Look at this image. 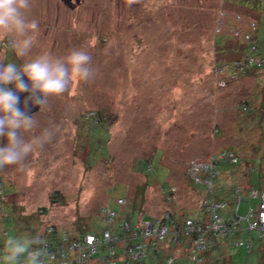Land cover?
I'll list each match as a JSON object with an SVG mask.
<instances>
[{
	"label": "rangeland",
	"instance_id": "374dc122",
	"mask_svg": "<svg viewBox=\"0 0 264 264\" xmlns=\"http://www.w3.org/2000/svg\"><path fill=\"white\" fill-rule=\"evenodd\" d=\"M72 4L30 0L27 15L39 22V30L33 34L29 57H16L8 38L0 36V62L20 64L42 54L63 58L84 50L93 70L87 81H73L65 93L47 97L32 115L35 125L24 138L50 130L51 139L29 154L23 167H0V192L8 193L4 199L16 209L11 216L47 209L45 215L39 214L43 226L68 233L83 227L98 236L108 225L100 214L106 206L132 223L155 220L167 210L199 219L205 187L193 189L188 164L208 163L224 148L239 149L243 158L255 154L260 137L256 121L240 122L233 105L249 95L259 97L263 81L252 75L228 86L212 68L215 60L234 58L231 48L240 45L236 29L244 24L251 32L259 25L262 35L257 40L264 50V0H72ZM238 14L241 21L226 24ZM214 33L228 36L221 48L213 44ZM95 117L98 126L92 125ZM5 144L0 137V146ZM230 170L221 164L215 184V196L226 201L228 209L235 201ZM144 183L139 215L116 204L120 197L131 201ZM164 185L175 189L171 202L163 194ZM248 205L242 202L240 213ZM9 227L8 238H23ZM253 236L250 254L228 248L233 264H258L259 242L255 232ZM2 240L0 233V244ZM165 243L167 239L161 245ZM182 251L178 247L175 255L182 258Z\"/></svg>",
	"mask_w": 264,
	"mask_h": 264
},
{
	"label": "trees",
	"instance_id": "16d2710c",
	"mask_svg": "<svg viewBox=\"0 0 264 264\" xmlns=\"http://www.w3.org/2000/svg\"><path fill=\"white\" fill-rule=\"evenodd\" d=\"M225 3V1L223 2ZM228 5L229 3H225ZM232 7L236 8V5L230 4ZM220 11V10H219ZM218 11V12H219ZM247 12V10H246ZM248 12H252L253 10H248ZM223 14V12H219V15ZM225 14V13H224ZM223 14V15H224ZM227 17L225 18V20ZM231 20V21H230ZM237 20L241 21L240 15H236V17H233L231 19H227L226 24H232V21L238 22ZM217 23V22H216ZM219 23H224L220 21ZM240 26H242L243 22H239ZM245 23V22H244ZM249 25V23H248ZM257 24V29L255 32H251L248 29H245L246 25L244 24L243 29L237 28L235 31L238 33L237 41L240 43L238 47L231 48L232 52L234 51L235 55L234 58L231 59H221V60H215L213 62V68L212 72L214 75L218 77L219 81H224L229 86V84L234 81L236 82L240 78H245L248 76H259L258 78H261L259 87V97L256 96L258 99V102L256 103L255 97H252L251 95L247 96L248 99L241 100L238 104L236 103L233 105V108L235 109L234 114L236 118L239 119L240 122L244 123L248 119L255 120V128L257 131H259L260 137L257 140V144L255 147V154L252 155V157H240L239 149H236L234 147L232 148H224L222 150V153L219 155L220 157L216 158L218 162L216 163V170L217 174L213 178L212 187L208 188L207 185L203 183H194L193 179H191L188 174L187 176L189 183L193 187V189L196 186H204L205 189L202 190L203 196L201 197L199 205L202 207V216L197 219L192 218L186 214V212L177 213L176 211L171 210V217L172 221L175 224L176 227H182L185 224L186 220H191L196 225L204 228L209 222L211 218L210 210L205 208L206 205H202L203 201L208 202H215V203H223L222 208L215 209V214L220 218L221 222L223 224H227V231L225 234H221L219 232H211V233H205L204 234V249L199 252L198 254H192V242L194 238H196L197 233H194L193 235H190V238H182L180 237L178 240V243H175L172 241L171 236L166 237L167 243L164 245H168L167 248L164 247V245H161L163 243L160 242L159 247L157 249H151L149 246L146 248V254L144 257L139 258L137 260L129 261L130 264H166V260L169 257H174V264H197L192 261V257L196 256L197 259L200 260L201 264H233V259L230 253L228 252V248L234 247L239 248L243 251H245L247 254H250L254 249V236L253 233H256V240L259 242L258 251H259V261L258 264H264V237L258 231L257 229H250L249 228V222H253L256 220V217L254 216L257 214L259 210V205L261 202V194L264 193V64L263 65H255V66H248V62L250 58H253L255 61L258 59H264V50L260 48L261 44L258 42V37L260 38L259 28ZM222 27V26H220ZM264 30V29H263ZM234 31V32H235ZM264 33V32H263ZM212 37L213 38V44L221 48L222 45L225 43V41L228 39L227 35L222 34H216ZM237 52V53H236ZM247 65V66H246ZM260 74H263V76H260ZM218 86V85H217ZM97 116V115H96ZM98 118L95 117V119H92V125L98 126L100 120H97ZM244 152H241V154ZM258 158L254 159V158ZM232 158H235L234 161ZM254 160H257L256 162H253ZM223 164L224 170L227 171L229 169L231 173L232 180L231 186H233V189H231V194L235 196V201L231 209L227 208L228 203L224 201L222 198H217L215 196V184L217 182V177L220 174L219 166ZM148 169L151 170V163H147ZM241 166H244L242 168ZM235 167V168H233ZM241 175L239 176V174ZM236 176L238 177L236 179ZM240 182L243 183V186H241ZM240 184V185H236ZM146 183L144 185L140 186L135 195L134 198L130 201L129 198L120 197L116 199V204L119 206H128V210L136 211L139 215L140 210V204L144 202V190H145ZM1 188V186H0ZM163 191L167 192V194L170 196V202L173 200V194L170 190L174 187L171 185H164ZM202 188V187H201ZM256 191V194L252 196V193ZM8 194L5 192V194L0 193V233L4 240L3 244H0V252H2V249L6 243V240L9 236V224L13 227V229L21 234L23 238H29V237H39L40 242L42 243H48L50 247L60 246L63 243V238L67 237L71 241H78L79 238L82 236L84 237L85 234H93L97 237L98 234L95 232L87 231L85 228L78 227L74 233H68V232H61L59 231L54 225H45L43 226V220L39 219V214L45 215L47 213V209H42L38 214H31L27 216H18L14 217L11 216L16 209H14L13 206L10 205V203H7V201L4 199V196ZM244 198V200H242ZM119 199H122L125 201V203L120 204L118 202ZM242 202H247L248 209L245 213H240V206ZM253 202V204H252ZM106 209H108L111 212L115 213V216L113 217L111 222H108V225L101 230V233L104 230L110 229V233L112 235H116L120 237L125 236L124 234L126 231L123 228V223L126 221L130 224L131 230L134 229L132 227H135L138 223L136 221L135 223L131 222L130 217H122L121 215L118 216L117 211L114 209L106 206ZM13 209V211H12ZM101 208V211L102 212ZM254 211V215H251L250 220L247 221L245 219H240V217H243L245 215L249 214V210ZM20 214V213H18ZM101 214V213H100ZM121 214V213H120ZM102 216V214H101ZM119 217V218H118ZM122 217V218H121ZM104 219V217L102 216ZM146 219V218H145ZM19 220L20 226L17 227L15 225L14 221L17 222ZM235 225L231 223H235ZM18 223V222H17ZM42 226V227H41ZM170 226V224H168ZM41 227V228H40ZM100 233V234H101ZM248 234L249 237H245V235ZM138 239V238H136ZM66 241H64V244ZM138 242L137 240H128L127 244L129 246H132ZM70 243V241H69ZM68 245V243H67ZM179 247L180 252L182 251V258L177 257L176 251ZM157 249V250H156ZM102 248L98 249V252L94 254L92 257L96 259L101 254ZM179 255V254H177ZM46 261L53 262L54 264H58L51 259H44V264ZM250 264V263H249Z\"/></svg>",
	"mask_w": 264,
	"mask_h": 264
},
{
	"label": "clouds",
	"instance_id": "9594fccd",
	"mask_svg": "<svg viewBox=\"0 0 264 264\" xmlns=\"http://www.w3.org/2000/svg\"><path fill=\"white\" fill-rule=\"evenodd\" d=\"M30 0H0V36L8 38V47L18 58L29 57L39 22L29 19ZM91 56L84 50H73L63 58L48 54L29 58L23 63L0 62V167L19 165L37 147L49 141L53 133L25 139L35 121L17 107L18 93H29V99L40 105L47 97L65 93L73 81H87L93 75ZM39 237H9L0 252V264H44V250Z\"/></svg>",
	"mask_w": 264,
	"mask_h": 264
},
{
	"label": "built area",
	"instance_id": "2783aa9c",
	"mask_svg": "<svg viewBox=\"0 0 264 264\" xmlns=\"http://www.w3.org/2000/svg\"><path fill=\"white\" fill-rule=\"evenodd\" d=\"M259 63L251 58L248 62V66L263 65L264 59ZM247 66V65H246ZM222 156L224 153L221 154ZM234 161L235 158H232ZM217 159H213L208 163H197L192 161L188 164L186 173L194 183H203L208 188L212 187L214 176L217 174L216 163ZM1 189V188H0ZM172 193L175 189L170 190ZM1 193V192H0ZM167 201L170 202V194L163 191ZM256 194V191L252 193V196ZM261 202L257 214L254 215L253 210H249V214L240 219L250 220L251 215L256 217V220L249 222L250 229H257L264 237V193L261 194ZM120 204L125 203L124 200L119 199ZM202 205H206L205 208L210 210L211 222L204 228L196 225L191 220H186L184 226L176 227L172 221L171 210H167L161 217L155 220L141 219L139 220L134 230H131V226L128 222L123 223L125 229V236L120 237L112 235L110 229L104 230L101 236L97 237L93 234H85V236L79 238L78 241H71L69 238L64 237L63 243L60 246L50 247L48 243H40L43 247L44 257L43 259H51L58 264H130L129 261L137 260L145 256L146 248L149 246L151 249L159 247L166 237L171 236L172 241L175 243L179 242L180 237L190 238V235L197 233L196 238L192 242V254H198L204 249V234L219 232L225 234L227 231V224H223L220 218L215 214V209L222 208L223 203L207 202L203 201ZM104 219L111 222L115 216L114 212L109 211L106 208L102 209L101 212ZM170 224V226H168ZM233 225L235 223H231ZM138 238V239H136ZM137 240L133 247L127 244L128 240ZM66 241V245L64 244ZM70 241V243H69ZM68 243V245H67ZM102 248L101 254L94 259L92 256L98 252V249ZM156 249V250H157ZM3 251V249H2ZM192 261L201 264L200 260L196 256L192 257ZM166 264H174V257H169L166 260Z\"/></svg>",
	"mask_w": 264,
	"mask_h": 264
},
{
	"label": "water",
	"instance_id": "95a60500",
	"mask_svg": "<svg viewBox=\"0 0 264 264\" xmlns=\"http://www.w3.org/2000/svg\"><path fill=\"white\" fill-rule=\"evenodd\" d=\"M65 5L72 6V0H62ZM81 0H75V3H79ZM19 102L17 107L24 111L29 117H31L34 113H36L40 109V105L33 103L31 99H29V93H18Z\"/></svg>",
	"mask_w": 264,
	"mask_h": 264
},
{
	"label": "crops",
	"instance_id": "0c3cea01",
	"mask_svg": "<svg viewBox=\"0 0 264 264\" xmlns=\"http://www.w3.org/2000/svg\"><path fill=\"white\" fill-rule=\"evenodd\" d=\"M0 221H1V217H0Z\"/></svg>",
	"mask_w": 264,
	"mask_h": 264
},
{
	"label": "flooded vegetation",
	"instance_id": "af4514ba",
	"mask_svg": "<svg viewBox=\"0 0 264 264\" xmlns=\"http://www.w3.org/2000/svg\"><path fill=\"white\" fill-rule=\"evenodd\" d=\"M75 1V0H74Z\"/></svg>",
	"mask_w": 264,
	"mask_h": 264
}]
</instances>
